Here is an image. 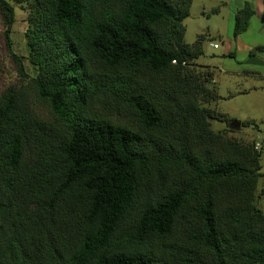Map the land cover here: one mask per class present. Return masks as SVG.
Segmentation results:
<instances>
[{
    "label": "trees",
    "instance_id": "16d2710c",
    "mask_svg": "<svg viewBox=\"0 0 264 264\" xmlns=\"http://www.w3.org/2000/svg\"><path fill=\"white\" fill-rule=\"evenodd\" d=\"M191 3L0 0L27 79L0 92V264H264L262 145L211 127L233 119L206 105ZM254 13L243 0L233 38Z\"/></svg>",
    "mask_w": 264,
    "mask_h": 264
},
{
    "label": "rangeland",
    "instance_id": "374dc122",
    "mask_svg": "<svg viewBox=\"0 0 264 264\" xmlns=\"http://www.w3.org/2000/svg\"><path fill=\"white\" fill-rule=\"evenodd\" d=\"M241 0H192L190 13L183 20L185 25L184 41L192 43L197 34L206 33L207 37L202 42L203 54L197 59L201 65H208L213 71V79L208 86L215 87L218 93L222 95L216 102L206 105L226 113L230 118H245L244 116L264 114V96H255L259 92H252L250 95L239 94L234 97H228L229 92L243 89L249 84L261 82L254 75L246 74L243 70L248 69L244 63L245 56L242 53H236V56H227L232 37L233 17L237 4ZM218 9L217 12L214 10ZM27 11L23 6H15V21L11 32V42L14 53L19 57L21 64L26 71L31 74L32 67L27 60V51L25 45L24 31L27 25ZM4 23L0 15V92L11 83L19 80L25 82L26 77L20 75L19 62L10 55L4 36ZM211 43H217L216 48ZM264 58V53L262 55ZM256 68L264 72V63L256 65ZM261 72V73H262ZM264 95V92H261ZM224 96V97H223ZM253 96L254 102H253ZM205 104V103H204ZM36 108L42 115H47V108L36 104ZM258 128L251 125H241L238 129L230 128L226 122L211 120V127L214 130L226 131L228 135L246 141L261 142V171L264 172V121H257ZM229 129V130H228ZM263 186L262 180H259L258 190ZM257 206L264 212V194L256 197Z\"/></svg>",
    "mask_w": 264,
    "mask_h": 264
},
{
    "label": "crops",
    "instance_id": "0c3cea01",
    "mask_svg": "<svg viewBox=\"0 0 264 264\" xmlns=\"http://www.w3.org/2000/svg\"><path fill=\"white\" fill-rule=\"evenodd\" d=\"M253 3L254 6V15L250 19V23L245 31L240 33L237 37L233 38L230 43L228 52L232 53V56H236V53H242L245 56L243 60L245 65L249 67L244 69L243 72L246 74L254 75L256 79L261 80V82L249 84L243 89L235 90L228 93V97H234L239 94L250 95L252 92H259L258 97H263L264 95L261 92H264V72L256 68V65H261L264 63V58L262 57L264 53V0H249ZM243 0H241L236 7V10L242 6ZM235 10V11H236ZM262 72V73H261ZM220 94V93H219ZM221 95V94H220ZM253 96V102L254 98ZM222 97V95H221ZM224 97V96H223ZM245 118H238L240 121L255 120V121H264V114H258V116H244Z\"/></svg>",
    "mask_w": 264,
    "mask_h": 264
},
{
    "label": "water",
    "instance_id": "95a60500",
    "mask_svg": "<svg viewBox=\"0 0 264 264\" xmlns=\"http://www.w3.org/2000/svg\"><path fill=\"white\" fill-rule=\"evenodd\" d=\"M264 20V15H263ZM229 126L234 129H238L241 126V121L237 119H233L229 122Z\"/></svg>",
    "mask_w": 264,
    "mask_h": 264
},
{
    "label": "built area",
    "instance_id": "2783aa9c",
    "mask_svg": "<svg viewBox=\"0 0 264 264\" xmlns=\"http://www.w3.org/2000/svg\"><path fill=\"white\" fill-rule=\"evenodd\" d=\"M211 46L216 48L218 46V44L217 43H211ZM254 146L256 149H260L261 148V142L256 141Z\"/></svg>",
    "mask_w": 264,
    "mask_h": 264
}]
</instances>
